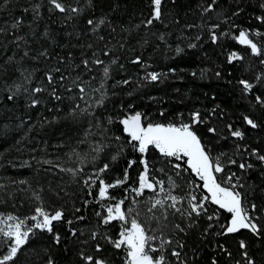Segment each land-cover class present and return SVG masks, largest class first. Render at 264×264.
I'll return each mask as SVG.
<instances>
[{"label":"trees","instance_id":"obj_1","mask_svg":"<svg viewBox=\"0 0 264 264\" xmlns=\"http://www.w3.org/2000/svg\"><path fill=\"white\" fill-rule=\"evenodd\" d=\"M155 7L0 0V214L57 216L0 264H128L132 210L150 214L143 174L182 200L203 192L185 157L125 135L120 121L135 113L188 126L246 214L158 207L156 223H139L161 235L152 260L264 264V0Z\"/></svg>","mask_w":264,"mask_h":264},{"label":"rangeland","instance_id":"obj_2","mask_svg":"<svg viewBox=\"0 0 264 264\" xmlns=\"http://www.w3.org/2000/svg\"><path fill=\"white\" fill-rule=\"evenodd\" d=\"M159 3L160 0H155V16L158 15ZM150 145L164 155L185 157L189 169L201 180L203 192L196 185L192 186L189 189V197L182 200L173 194L175 188L172 185L164 184L154 178L153 181L158 185L155 190L151 182L146 181L145 174H143V187L152 193L147 200L151 206L146 209V212L150 214L147 217L141 212L132 210L130 226L125 231L124 239L129 249L128 264H160L159 260L154 262L150 255L157 249L154 245L157 243L160 246L162 243L161 235L152 232L149 237H146L139 224L140 222L156 223L155 216L158 207L171 206L175 210H181L188 204L194 212L199 211L204 203H212L232 214L230 223L234 222L235 216H237L236 223H239L238 220L240 219L245 220L246 214L240 207L237 196L228 187L225 180H221L222 183L217 180L216 174L218 172L215 171L217 164L209 159L198 138L188 126H153L145 124L138 147L140 151H145ZM109 213L110 217L116 216V213ZM56 217H49L42 210H37L35 214L24 220L10 214H0V244L7 248L0 262L13 258L35 228L48 229L51 221ZM148 246H150L149 253L146 252Z\"/></svg>","mask_w":264,"mask_h":264},{"label":"water","instance_id":"obj_3","mask_svg":"<svg viewBox=\"0 0 264 264\" xmlns=\"http://www.w3.org/2000/svg\"><path fill=\"white\" fill-rule=\"evenodd\" d=\"M120 123L125 135H127L134 142L140 141L142 131L144 129L142 115L138 113L128 115L126 118L122 119ZM215 171L219 172L220 169L215 166Z\"/></svg>","mask_w":264,"mask_h":264},{"label":"crops","instance_id":"obj_4","mask_svg":"<svg viewBox=\"0 0 264 264\" xmlns=\"http://www.w3.org/2000/svg\"><path fill=\"white\" fill-rule=\"evenodd\" d=\"M146 256V255H145ZM143 259H145V257H143ZM148 261V260H147Z\"/></svg>","mask_w":264,"mask_h":264}]
</instances>
